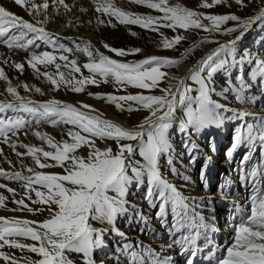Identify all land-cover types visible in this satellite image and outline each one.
I'll return each mask as SVG.
<instances>
[{
    "label": "snow or ice",
    "instance_id": "6c2138e0",
    "mask_svg": "<svg viewBox=\"0 0 264 264\" xmlns=\"http://www.w3.org/2000/svg\"><path fill=\"white\" fill-rule=\"evenodd\" d=\"M12 2L29 16L44 15V19H25L0 4V45H5L10 51L23 50L28 53L25 62L10 63V57H0V64L23 73L26 63L56 90L64 87L80 93L89 84L113 83L120 87L131 85L139 89H159L160 94L88 93L114 104L121 112L148 110L149 115L139 124L126 127L103 118L102 113L87 103L81 102L77 106L55 98L39 102L21 95L18 88L22 87L28 92L32 87L27 83L13 85L5 68L0 67V80L7 82L6 93L11 97L0 100V143H11L15 150L17 145L12 142V137L30 128L33 121L36 124L48 122L54 126H72L67 129L71 142L55 141L47 133L34 131V135L45 141L52 150L21 143L20 147L26 152H16L17 156L32 157L38 169L60 167L62 173L29 167L27 170L31 175H24L20 171L0 168V176L23 182L22 197L13 201L19 207L12 211L43 210L30 207L25 202L24 197H27L32 204L46 206L49 213L41 222L0 216V249L5 246L26 249L40 257L36 260L28 258L27 264H77L72 254L81 256L80 264H97L95 252L103 250L107 246L106 237L114 233L121 238V243L117 245L121 255L117 256V260H126L127 264H175L172 256L161 255V252L143 246L142 242L134 243L117 227L119 220L126 218L130 222L139 221L141 232L152 231L141 207L128 199L133 187L146 185L145 199L150 207L156 209V218L170 234L167 249H178L179 253L187 257L186 264H195L193 258L199 257L209 245L211 250L204 256L208 264H264V158L247 167L258 143L260 151L264 152V114L237 110L226 103L230 96L246 103L254 101V87L258 92H264V57L248 49L237 50V44L245 34L257 22L264 23V0L258 10L244 18L234 13H205L179 2L170 3V0H133L161 14L140 15L118 7L113 0H94L95 11L108 17L107 21L97 17L99 24L107 23L115 27L111 19L114 17L120 24L139 25L155 32L167 28L173 32L203 30L210 34L239 35L227 42H217V47L196 60L180 77L170 75L167 69L178 65L197 47L211 42L208 37H203L198 43L193 42L176 58L149 55L127 62L106 55L90 42H85L83 47L77 44L76 50L88 56V61L82 67L90 73L81 75L79 79L76 74L81 73V66L68 55L73 52V48L62 43L58 33L45 27L49 0H42L41 3L36 0ZM235 3L240 7H248L254 0H235ZM51 4L71 10L65 0H51ZM221 5L231 6L229 0H201L199 7L213 9ZM229 22L236 23L228 26ZM160 35V44L165 49L175 48L188 39L184 34H176L171 39L162 32ZM103 47L117 57L142 52L139 47L116 48L107 43ZM40 66H43L44 71H41ZM50 66H54L55 71H48ZM246 66L249 69L247 74ZM233 69L236 70L234 79ZM220 73H223L224 86L218 90L216 76ZM172 80L176 83L160 87L161 81ZM34 90L41 93L39 87ZM214 95L223 97L225 102L214 99ZM9 111L15 115L8 114ZM24 114H28L27 117ZM248 116H254L255 122L238 125L225 157L234 158L239 149H246L237 166L245 173V180L250 182L251 193L246 203L234 202L231 235L223 244H216L210 236L215 232V217H206L202 212L204 205L211 203L212 197L184 195L176 184L166 178L162 163H166L185 185L193 184L191 176L186 174L187 169L181 171L175 166L172 136L177 131L183 134L182 144L189 156V165H194L201 158L202 149L193 136L210 126L220 128L227 121L242 120ZM176 124L178 129L174 128ZM97 138L106 142L103 148L97 145ZM107 141H111L115 147ZM213 143L210 140V147ZM82 147L88 149L87 155L78 154V149ZM212 151H215L214 147ZM3 154L0 148V155ZM203 155L200 180L207 189V168L212 158L206 153ZM8 162L11 164V161ZM229 187L227 183L221 186L222 199L227 198ZM0 189L16 194V189L3 183H0ZM31 192L35 193L37 200H32ZM7 199L0 193V208L7 207ZM19 238L30 239L38 244L23 243ZM0 259L5 264H19L16 258L5 251H0ZM99 264H104V261Z\"/></svg>",
    "mask_w": 264,
    "mask_h": 264
},
{
    "label": "bare ground",
    "instance_id": "6f19581e",
    "mask_svg": "<svg viewBox=\"0 0 264 264\" xmlns=\"http://www.w3.org/2000/svg\"><path fill=\"white\" fill-rule=\"evenodd\" d=\"M85 1L86 2H84V0H65V2L69 5L71 9L69 11V10H66L63 6H59V7L52 6L51 0H49L50 7L47 10L48 20H47V23L45 24V27L49 31L58 33L60 37V41L66 45L68 44V41H67L68 38H75L78 40H82L84 42H90L91 44L94 45L95 49H98L99 51L104 52L106 55L113 56V54L108 53V50H104L106 48L103 47V50H100L97 47L98 42L103 41V37L106 42V37L105 36L102 37L101 34L107 31V29H108L107 32L110 31L108 27L105 28L103 25L97 23V17L104 20V17H103L104 15H102L101 13H97L95 11L96 5H95L94 0H89V1L85 0ZM36 2L41 3L42 0H36ZM113 2L118 7H121V8L128 7V5L126 6V4L122 0L120 1L115 0ZM176 2H178V0H170V3H176ZM0 4L16 12L17 14L23 16L25 19H30V20H33V19L43 20L44 19V15H35L34 17L29 16L23 9L14 5L12 0H0ZM82 9H86V11H82ZM107 19L108 17H106V20ZM94 36L97 37L95 41H94ZM226 41H227L226 39L222 40V42H226ZM42 49H43V46H42ZM76 51L77 50L74 49V52ZM27 55L28 53L24 52L23 50L10 51L5 45H0V57L4 59H8L10 57L11 58L10 63L15 62V61L25 62V57ZM68 55L70 59H73V58L76 59L74 53H68ZM149 55L151 54H146L144 52V54L141 56L145 58ZM116 58L122 61L121 58H118V57ZM82 61L84 60H77L78 65L81 66V69H83L84 71H87V69H84L82 67V65L84 64V62L81 63ZM191 66L192 65H189L188 63L179 64L177 67V70H178L177 77L183 76ZM0 67L5 68L6 74L9 76V79L13 85L23 84V83L29 84L32 87L31 91L26 92L21 87L19 92L21 93V95H26L29 98L34 99L36 101L43 102L48 99L55 98L65 103H72L77 106L81 102L87 103L91 105L94 109H96L97 112L102 113L103 118L111 119L123 126L131 127L133 125L132 123L133 121L135 124H137L138 122L139 117H137V115L136 116L131 115V114L128 115L125 112H121L118 109L116 110L115 106L113 107V106H110L109 104H106L103 99L95 98L94 95H89L88 93H93V94L96 93L95 87L86 88L84 92H80V93L72 92L71 90L66 89L64 87H61L59 90H56L55 88H53L50 82L47 81L45 77L38 76L34 72V70L31 69L26 63H25V70L23 73L18 72V70H16L15 68L9 67L8 65L0 64ZM40 67H41V71H44L43 66H40ZM48 71H55L54 66H50ZM172 83H176V81L174 82L172 81ZM6 87H7V82L4 80H0V93H3V95H0V100L11 99V97L8 96V94L6 93ZM36 87H39L41 89V93L35 92L34 89ZM255 94L256 96L259 95L258 92H256ZM250 111H255V108L250 107ZM8 114H11V112L9 111ZM33 124L35 126L33 130H30V128L21 130L16 136L12 137V142H15L16 145H19L20 141L23 140L24 138H27L29 139L30 142H33L34 137H36L34 135V131H40L41 133H47L50 136H53V134L55 133L58 134L59 132V134L61 135L60 137L62 138L64 135L67 134V129L70 126V125L61 124V128L54 130V129L49 128L51 123H48V122H42L40 124H36L35 122H33ZM25 132H27V134H24ZM30 137H32L33 139ZM181 139H184L183 135L181 136ZM42 142H43L41 143L42 145H40L39 147H42L44 148V150H47V148H45L46 142L45 141H42ZM213 142H217V138L214 139ZM176 143H178V141ZM0 148L3 149V153H4L3 155H0V168H3L7 171H16V169L20 170L21 167L26 171H28L27 169L29 167L36 168V165L33 159H30L31 161L30 160L25 161L24 159H21L20 157H18L16 155V152L19 151V149L16 147V149L13 150V148L11 147V143H8V144L0 143ZM180 149L182 153H185L183 146ZM257 150L258 148L256 147V150L252 153L253 159L247 165L248 168H250L253 164H256L255 154L257 153ZM87 151L88 149L86 147H82L81 149H78V154L87 155ZM238 151L234 154V158H230L224 164V168L226 172L228 173V178L225 177L224 183L227 181L228 185H230L229 189L227 190L226 200H223L222 198L217 199L215 196H211L208 192L207 193L204 191L200 192L199 190H197V184L195 182L197 181L198 177L193 175L194 177H191V178L194 183L191 185H185L184 181L180 179L175 173L173 172L171 173V171L167 169L165 165H163V168H162V171L166 175V178H168L171 182L176 184L178 189L181 190L184 193V195L186 196L187 195H197V196L205 195V196L212 197L211 203H206L203 207L204 210L202 209V212L206 217H211V216L215 217V221L213 222L215 232L211 233L210 236H211V239L216 244H220L221 239L224 242L231 235L230 226L234 223V216H232V218H229L230 215L228 212L229 210L234 211V207H233L234 202H239L241 204L246 203V198L251 193L250 182L246 181L244 178L245 173L241 170L236 171V172L233 171V164H234V160L237 158ZM260 154H261V157L264 158V152H260ZM216 159L218 160V158ZM259 160L260 159H258V161ZM8 161H11V164H9ZM181 161L179 162L175 161V163H177L176 167L178 169L191 170V166H189V164L186 163L187 168H185L182 165ZM26 171L24 173L25 175H31V173L26 172ZM41 171H48V172L51 171L54 173H59V170L56 169V167L49 168V169H43ZM188 174L190 175V171L188 172ZM235 176H236V179L238 177V183L233 181V179L235 180ZM17 183L18 182L8 184L9 187L16 189L15 195L13 193H10V195H7V193H5L6 191H3L2 189H0V193L8 197V199L5 202L7 207L0 208V216L26 218L29 220L37 221L38 217L35 219L34 217L28 215L27 212L25 213L24 211L23 212L12 211V209L19 207L12 200L18 199L19 196L22 197L23 191H24L22 188V184H17ZM138 194L139 193L132 195L129 200H131L132 203L137 204L141 207V209L143 210V213L149 219L150 227L152 231L144 232L145 234L142 236L140 234L141 231L139 230V221L130 222L126 218H121L118 222L117 227L121 231L125 232L127 236L134 243L142 242L143 246L153 248L157 250L158 252H161V255L172 256L175 260V264H186L187 257L184 254L179 253L178 249H174V250L167 249L166 245L170 242V234L165 230L166 227L159 226L161 225L159 219L152 216L154 209L149 206L148 201L145 199V195L143 194L138 195ZM216 200L219 203L220 202L225 203L226 205L224 206L226 207H224L223 205L221 206L220 204L217 206V202L215 203ZM33 208L43 209L42 211L34 212L36 214H42L44 210L47 212L46 206L40 203L35 204ZM220 210L225 213L222 214ZM168 219L171 220V217L169 216ZM123 228H125L126 230H123ZM223 228H225V230H223ZM226 234L229 236H225ZM108 241H110V246L113 249L112 253L109 252L107 248L104 247L103 250L95 252V257L99 258L102 256L104 258L103 260L104 264H127L126 260H117V256L121 255L120 249L119 247H117V245L121 243V238L119 236H116L113 238V235L110 233L106 237V242ZM36 243L38 244V242ZM198 243H202V242H198ZM210 250H211V245H209L208 248H206L199 257H194L193 259L195 260V264H207L208 262L207 260L204 259V256L207 255L208 251ZM12 256L18 259L19 262L28 260V258H31L32 260H36V257H35L36 255H33V253L32 254L30 253L28 256H25V258L19 255L18 256L12 255ZM72 258L75 261H77V264H80L81 256L79 254H72Z\"/></svg>",
    "mask_w": 264,
    "mask_h": 264
},
{
    "label": "rangeland",
    "instance_id": "374dc122",
    "mask_svg": "<svg viewBox=\"0 0 264 264\" xmlns=\"http://www.w3.org/2000/svg\"><path fill=\"white\" fill-rule=\"evenodd\" d=\"M113 1H115V0H113ZM117 1H120V0H117ZM122 1L126 4V6L128 5V7L122 8L126 11H131L133 13H137L140 15H161L157 10L149 9L145 5L136 4L133 2V0H122ZM84 2H86V1L84 0ZM178 2L181 3L182 5L190 8V9L203 11L205 13H213V14L234 13V14L242 17V18L253 14L254 10H258L259 6H261V4H262V0H254V3L249 5L248 7H240V6L236 5L235 0H229V3L231 4L230 7L228 5H221V6H216L213 9H203V8L199 7L201 0H178ZM103 17H104V20L107 21L106 17L105 16H103ZM235 23L236 22H229L228 26H232ZM112 24H114L115 27H113L112 25L107 24V23L101 24L105 28L108 27L110 29V31L107 32L108 31V29H107V31H105L104 33L101 34L102 37L103 36L106 37V42H105V39L103 37V41L98 42L97 47L100 50H103V44L107 43L111 47H116V48L131 49L133 47H139L142 49L141 53L130 54L126 57H118V58H121L122 61H124V62L142 59L143 57L141 55H143L144 52L146 54H151V55L173 57V58L179 57L181 55V53H183L187 47H189L190 45L193 44V42L198 43L203 37H208V39L211 42L205 43V44L197 47L189 56L182 59L179 63V64L188 63L189 65H193L196 62V60L200 59L205 53H207L211 49L217 47V42L221 43L222 40H224V39H226L228 41L230 39H234V37L236 35H239V33H234V34L211 33L210 34V33L204 32L203 30L188 31L186 33L183 30H178L177 32H173L171 29L161 28L160 32H162L164 34V36H167L169 39H171L176 34H184L188 37V39L186 41H182L181 44L177 45L175 48L165 49L160 44V41L162 40V36L160 35V32H155V31H152L149 29H144L139 25H123V24H120L115 18L112 19ZM132 33H135V35H133ZM71 39H69V38L67 39V41H68L67 46L73 48L72 53H74L76 59L77 60H84L81 63H83V62L85 63V61L87 62L88 56L86 53H84L82 51L74 52V49H76L77 44H80L81 47H83L85 42L82 40L75 39V38H71ZM96 39H97V37L94 36V41ZM244 49H248L253 54H259L260 56L264 57V23L257 22L253 26V28L250 29L245 34L243 39L238 42L237 50L243 51ZM104 50H108V53L113 54L114 57L113 56H110V57L117 59L116 58L117 56L115 57V55H116L115 53L110 52L109 49H104ZM178 65H176L170 69H167V71H169L170 75L177 77ZM248 70L249 69L246 66L245 67V74H247ZM87 71H84L83 69H81V73L76 74L77 79H79L81 77V75H84V76L90 75V73ZM235 74H236V70L233 69L232 70V78L233 79H234ZM172 81L174 82L175 80H172ZM172 81H161L160 87H166L167 84L172 83ZM216 81H217V88L219 90L220 87L224 86L223 73H220L216 76ZM89 87H95L96 93H103V94H107V93H111L114 95H128V94L135 95V94H139V93H142L145 95L160 94L159 89H151V90L139 89V88L133 87L131 85H128L126 87H120V86L114 85L113 83H100L99 85L89 84V85L85 86V89L89 88ZM19 90H20V88H18V91ZM255 91L258 92L257 89L254 87L252 92L256 93ZM258 93H259V95H257L256 99L252 102L246 103L243 101L235 100L233 97L230 96L228 98V100L226 101V103L230 107L236 108L237 110L248 111V112L255 113L257 115H261V114H264V112H263V110H264V92H258ZM94 97L97 98L95 95H94ZM213 98L219 100L220 102H225L223 97H219V96L214 95ZM103 100L105 101L106 104H109L110 106H113V107L115 106L114 104L108 103L105 99H103ZM250 107L255 108V111H250ZM117 109L118 108L116 107V110ZM118 110H120V109H118ZM124 112L128 115L129 114L135 115V116L137 115V117H139L137 124H139L146 116L149 115V112L146 109H141V110L132 111V112L125 110ZM11 115H15V113H11ZM24 115L27 117V114H24ZM228 115H230V113ZM254 122H255L254 116L244 117L242 120L233 119L231 121H227L225 123V125H223L220 128H216L215 126H210L206 130H203L202 133L196 134L195 136H193V139L196 141V143L200 145V147L202 149V154H201V158L194 165H189V166H191V170H187V174L190 171L191 177H194V176L198 177L197 181L195 182L197 184V190H199L200 192H202V191H204L206 193L208 192L211 196H215L217 199H221L220 188L223 185V181L225 180V177L228 178V173L226 172V170L224 168V164L226 163V161H228L230 159V158L225 157V153L229 149V147L232 143L234 131L236 130L238 125H240L242 123H254ZM132 123H133L132 126L137 125L134 123V121ZM34 127L35 126L32 123L30 130H33ZM70 127H72V126L70 125L69 128ZM49 128L57 130V129L61 128V124L55 125V126L50 124ZM174 128L178 129V124L174 125ZM81 134L86 135L85 133H81ZM182 135H183L182 133L177 131L172 136V141H173V145L175 148V152L173 153V157H174V163H175V161L179 162L182 160L181 161L182 165L185 168H187L186 166H187V164H189V156L186 152L182 153V151L180 149L183 146V144H182L183 139H181ZM60 136L61 135L58 132V134L57 133L53 134L52 137H54L55 141L68 140L69 142H71V138L68 137L67 134L64 135L62 138ZM32 137H30V138H32ZM216 138H217V142H214L212 145V147L215 148V151L211 152L212 147H210V140L213 141ZM177 141H178V143H176ZM21 143L29 144V145H35L36 147H39L40 145H42L41 143H43V142L38 137H34L33 142H30L29 139L24 138L23 140L20 141V144ZM96 143L99 147L103 148L105 146L106 142L97 138ZM107 143L112 144L111 141H107ZM20 144L17 145V148L19 149V151L20 152H26V149H24V148H22V150H21ZM45 145H46L45 148H47V150H52L47 143ZM112 146L115 147L114 144H112ZM256 147L258 148V150H257V153L255 154V157H256L255 163H257L258 159L261 160V158H262L261 154H260L261 151H260L259 143L256 145ZM183 149H184V146H183ZM245 150L246 149L241 148L238 151L237 158L234 160L233 171H235V172L240 171V168L237 166V162L240 160V158L242 157ZM205 153L208 156H211V158H212L210 163L208 164V168H207V182L209 185V187L207 189L204 187V184L200 180V168L204 164V155L203 154H205ZM18 157H20L21 159H24L25 161H29L30 159H32L30 156H27V155L18 156ZM216 158H218V160ZM42 162H43V158H42ZM49 163H51L50 158H49ZM163 165H165L167 167V169H169V167L166 163H162V168H163ZM176 165H177V163H175V166ZM36 168H37V170H40V169H38L37 166H36ZM21 169L20 170L16 169V171H20L24 174L26 170H24L22 167H21ZM56 169L59 170V173H62V169L60 167H56ZM164 170H165V168H164ZM181 171H184V170H181ZM26 172H28V171H26ZM49 172H51V171H49ZM233 181L238 183V177L236 179V176H235V180L233 179ZM16 182H18L17 184L23 183L22 181L20 183V181L8 180V179L0 176V183L8 185L9 183H16ZM225 183L228 184L227 181ZM35 187H39V186H35ZM146 187H147L146 185H142L139 188L133 187L131 189L129 196H128V199H130L131 196L136 194V193H139L138 195H140V194L145 195ZM2 190L6 191L5 193H7V195H10V193L6 189H2ZM41 190L44 191V189H41ZM30 195L32 197V200L38 199V198L36 199L34 192H31ZM20 198H21V196L18 197V199H20ZM24 198H25V202L27 204H29V206L31 205L30 207L33 208V206H35V204H32V202L30 200H28L27 197H24ZM223 200H226V199H223ZM12 201H14V200H12ZM216 202H217V200L215 201V203ZM219 204L221 205V202L220 203L217 202V206ZM224 207H226V206H224ZM155 211H156V209L153 210V213H152L153 217H156ZM24 212L26 213L27 211H24ZM220 212H222V214L225 213L221 210H220ZM27 214L34 217L35 219L38 217L37 218L38 222L43 221L49 215L48 211L46 212L45 210L43 211L42 214H36L34 212H27ZM159 226H161V225H159ZM164 227H166V226H164ZM123 230H126V229L123 228ZM223 230H225V228H223ZM219 231H220V229H219ZM111 234L113 235V238L117 236L114 233H111ZM140 234L143 236L145 233L141 232ZM225 236H229V235L226 234ZM19 239H21V242H23V243H33V241H31L30 239H25V238H19ZM34 243H36V242H34ZM223 243L224 242L221 239L220 244H223ZM106 245L107 246L105 248H107V250L112 253L113 249L110 246V241L106 242ZM0 251H5L11 256L12 255H17V256L19 255V256H22L24 258H25V256H28L31 253L26 249L20 250V249L9 248L8 246H5L4 249H0ZM33 255H36L35 256L36 259L40 258L35 253H33ZM95 260L97 261V264H98L100 261L104 260V258L102 256L99 258L95 257ZM0 264H5L3 259H0ZM19 264H27V260L19 262Z\"/></svg>",
    "mask_w": 264,
    "mask_h": 264
}]
</instances>
